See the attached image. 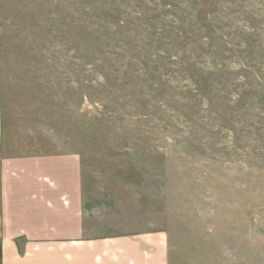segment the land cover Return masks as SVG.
I'll list each match as a JSON object with an SVG mask.
<instances>
[{
    "label": "rangeland",
    "instance_id": "374dc122",
    "mask_svg": "<svg viewBox=\"0 0 264 264\" xmlns=\"http://www.w3.org/2000/svg\"><path fill=\"white\" fill-rule=\"evenodd\" d=\"M0 102L169 264H264V0H0Z\"/></svg>",
    "mask_w": 264,
    "mask_h": 264
},
{
    "label": "crops",
    "instance_id": "0c3cea01",
    "mask_svg": "<svg viewBox=\"0 0 264 264\" xmlns=\"http://www.w3.org/2000/svg\"><path fill=\"white\" fill-rule=\"evenodd\" d=\"M19 139L0 102V264H169L167 231L127 223L71 136Z\"/></svg>",
    "mask_w": 264,
    "mask_h": 264
}]
</instances>
